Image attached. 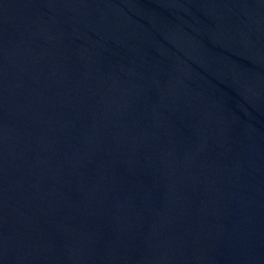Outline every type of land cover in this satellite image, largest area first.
<instances>
[{
    "label": "water",
    "instance_id": "obj_1",
    "mask_svg": "<svg viewBox=\"0 0 264 264\" xmlns=\"http://www.w3.org/2000/svg\"><path fill=\"white\" fill-rule=\"evenodd\" d=\"M0 264H264V0H0Z\"/></svg>",
    "mask_w": 264,
    "mask_h": 264
}]
</instances>
